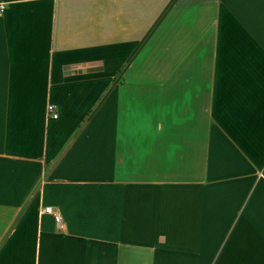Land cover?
<instances>
[{
  "label": "crops",
  "instance_id": "crops-1",
  "mask_svg": "<svg viewBox=\"0 0 264 264\" xmlns=\"http://www.w3.org/2000/svg\"><path fill=\"white\" fill-rule=\"evenodd\" d=\"M0 3V264H264V0Z\"/></svg>",
  "mask_w": 264,
  "mask_h": 264
},
{
  "label": "built area",
  "instance_id": "built-area-1",
  "mask_svg": "<svg viewBox=\"0 0 264 264\" xmlns=\"http://www.w3.org/2000/svg\"><path fill=\"white\" fill-rule=\"evenodd\" d=\"M3 8H4V4L0 3V11L3 10ZM46 115L50 118H56L57 117V112H56L53 105H51V104L47 105ZM42 211L50 214L53 217V219L57 225H59V226L61 225V218H60L59 214L54 212L49 206H45Z\"/></svg>",
  "mask_w": 264,
  "mask_h": 264
}]
</instances>
